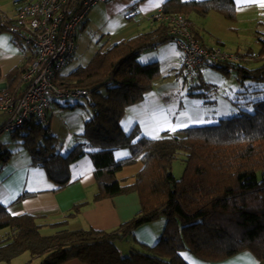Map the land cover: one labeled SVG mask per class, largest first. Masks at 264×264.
I'll return each mask as SVG.
<instances>
[{
	"label": "trees",
	"instance_id": "trees-1",
	"mask_svg": "<svg viewBox=\"0 0 264 264\" xmlns=\"http://www.w3.org/2000/svg\"><path fill=\"white\" fill-rule=\"evenodd\" d=\"M162 11L189 20L193 14L205 18L216 11L235 21L238 8L234 0H169ZM5 22L0 21L1 28H6ZM156 24L149 32L99 50L87 64L59 77L61 86L90 92L92 117L80 135L83 142L61 154L59 138L52 134L51 127L33 118L11 133L29 154L31 164L46 172L56 190L69 185L71 165L89 155L98 187L95 200L137 192L141 210L113 231H70L65 220L53 224L59 230L46 236L36 217L14 216L0 202V263L10 264L29 253L33 258L41 257L38 264H65L76 259L85 264H188L181 256L183 251L206 262H222L245 250L264 263V65L251 69L241 63L209 65L224 76L235 71L241 83H257L248 94L263 97H240L245 100L238 102L232 99L240 108L237 113L215 125L182 130L180 136L138 138L139 129L126 133L121 121L127 108L141 102L161 76L158 62L139 61L143 52L172 40L168 24ZM194 37L203 46L196 34ZM258 42V57L264 59V37ZM31 61L7 78L8 89L15 97L23 92L22 76ZM190 80L192 96L203 97L206 88L216 91L203 82L200 74ZM238 103L250 106L252 111ZM118 149H129L130 157L116 160L113 152ZM180 154L184 157V174L177 179L173 165ZM11 156L0 143V164L8 163ZM139 162L142 167L131 183L123 184L114 177ZM161 217L166 224L154 246H141L122 255L118 242Z\"/></svg>",
	"mask_w": 264,
	"mask_h": 264
},
{
	"label": "crops",
	"instance_id": "crops-1",
	"mask_svg": "<svg viewBox=\"0 0 264 264\" xmlns=\"http://www.w3.org/2000/svg\"><path fill=\"white\" fill-rule=\"evenodd\" d=\"M24 1L27 0H0V21L16 17L19 3ZM168 1L110 0L106 3H99L92 9L87 22L78 33L73 59L81 44H96L95 53H97L122 40L151 31L157 25L153 21V17L163 10L164 4ZM234 1L238 8L235 22L229 23L216 11L210 12L205 18L193 14L190 18L192 31L202 40L204 47L222 46L228 50L227 44L234 45L233 49L235 50L232 49V51H236L242 56L240 63L243 66L250 69L260 67L264 65V59L258 57L260 50L258 39L264 37V0ZM132 5H136L138 10L135 22L126 17L128 9ZM229 30H236V36L232 39ZM246 30L250 31L249 39L255 43L258 51L251 46L252 43L246 36ZM145 54L147 55L143 58ZM33 58L34 51L32 49L15 45L6 28L0 27V69L2 74L0 88L8 89L9 74ZM139 61L143 64L158 62L161 67V76L155 80L153 90L141 102L127 108L121 121V126L126 133L138 128L140 131L138 138L145 136L158 139L166 135L180 136L182 130L215 125L221 118L231 116L240 109L233 100L217 94V91L210 92L206 87V95L203 97L192 96L191 80L183 74L182 52L171 41L143 52ZM247 63L251 66H248ZM210 68L209 65H205L201 69L200 77L203 82L210 87L225 85V78L211 72ZM240 92H244V90L242 89ZM240 92L235 91L233 95L235 102H238L240 97L246 99L263 97L262 95L251 96L248 94L249 90H245L247 94L238 96ZM238 105L247 111H252L250 106H243L241 103ZM54 106L49 115L48 125L51 127L52 134L59 138L61 154H66L76 144L83 142L80 135L84 131L87 120H78L77 129L79 132L75 135L70 130L63 136L56 134L53 132L51 124V117L55 113ZM5 120L6 115L0 113V126ZM5 134L9 133L0 134V143L12 153V156L8 163L0 164V202L14 216L27 214L36 217L41 225L43 235L48 236L56 233L59 228L52 225L65 220L67 221L65 227L70 231L90 228L113 231L135 217L141 210L140 197L137 192L100 201L95 200L98 187L94 175L95 166L89 155L81 157L71 165L69 185L62 190H56V185L49 180L46 172L41 167L31 164L30 156L20 141L13 140L12 134L8 141H3L2 136ZM130 155L129 149H118L113 152L116 160L126 159ZM141 167L140 162L136 163L116 173L114 177L123 184L131 183ZM71 214L74 215L69 217ZM156 222L157 220L140 226L135 230L133 236L118 242L117 246L121 253L129 254L131 249H140L141 246H154L164 229V223ZM23 255L14 259L10 264L20 260ZM181 256L188 264H264L248 250L222 262H206L188 251H183ZM40 261L41 257H32L27 263L21 260L16 264H38ZM65 264L85 263L76 259Z\"/></svg>",
	"mask_w": 264,
	"mask_h": 264
},
{
	"label": "built area",
	"instance_id": "built-area-1",
	"mask_svg": "<svg viewBox=\"0 0 264 264\" xmlns=\"http://www.w3.org/2000/svg\"><path fill=\"white\" fill-rule=\"evenodd\" d=\"M110 0H27L19 3L16 17L6 20L5 26L12 42L34 51V58L22 76L24 89L20 96L0 88V113L6 120L1 133H13L33 118L48 124L52 107L61 101H77L89 97L90 92L81 88L59 85L75 55L78 33L92 9ZM137 6L132 5L127 19L136 21ZM153 21L166 22L171 42L181 50L184 59L183 74L193 78L205 65L238 64L241 55L222 46L206 48L194 37L191 21L182 15H164L160 11Z\"/></svg>",
	"mask_w": 264,
	"mask_h": 264
},
{
	"label": "rangeland",
	"instance_id": "rangeland-1",
	"mask_svg": "<svg viewBox=\"0 0 264 264\" xmlns=\"http://www.w3.org/2000/svg\"><path fill=\"white\" fill-rule=\"evenodd\" d=\"M97 6V5H96ZM228 20V19H227ZM229 23L235 22L228 20ZM232 27V26H231ZM244 29V28H243ZM236 30H229V34L231 36V39L236 36ZM246 36L248 40L252 43V47H254L255 50L258 51V48L256 47L255 43L249 39L250 37V31L246 30ZM253 40V39H252ZM236 41V40H235ZM94 42V41H92ZM228 50L232 53H237L236 51H232L233 46L230 44H227ZM235 48V47H234ZM231 49V50H230ZM260 49V47H259ZM96 44H81L79 47L78 53L76 54L75 58L72 60V62L69 64V66L66 68L65 72L66 74L71 73L75 69H77L79 66H83L86 64V62H89L96 52ZM235 50V49H233ZM147 54L143 56L146 57ZM240 55V54H239ZM143 60V59H142ZM242 61V56H241ZM141 62V61H140ZM248 65V63H247ZM251 66V65H248ZM253 66V65H252ZM254 67H257V65H254ZM210 71L215 73L216 75L220 77H224L226 80V84L221 87H215L217 90V94L227 97L230 100L233 99V95L235 94V91L240 92L242 89L252 91L256 86L257 83L253 81H245L244 83H240L239 79L237 77V73L235 71H232L229 76H224L220 74L219 72L215 71L214 69L210 68ZM238 80V82H237ZM261 85V84H260ZM259 85V87H260ZM88 97H83L77 101H59L58 104H55L54 106V115L51 117V124H52V130L56 134L64 135L66 132H72L73 135L77 134L78 126L77 122L78 120H89L91 118V112L92 108L89 103ZM235 100V99H233ZM240 100V99H239ZM238 100V101H239ZM245 100L241 99L240 101ZM72 123V124H70ZM72 126V127H70ZM11 138L10 134H5L2 136L3 141H8ZM173 173L177 179H180L184 174V157L182 154L179 155V157L175 160L173 165ZM156 223H164L163 228L166 224V219L164 217H161L157 220ZM161 224V225H162ZM164 230V229H163ZM163 233V232H162ZM125 247V246H124ZM122 255H127V253H123ZM32 258L31 254L25 253L20 260H17L14 262V264L19 263L21 260L24 263H27L28 260Z\"/></svg>",
	"mask_w": 264,
	"mask_h": 264
}]
</instances>
